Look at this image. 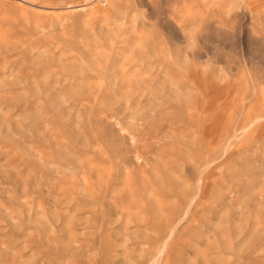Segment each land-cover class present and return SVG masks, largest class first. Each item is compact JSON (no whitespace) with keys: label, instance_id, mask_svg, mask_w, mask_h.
Wrapping results in <instances>:
<instances>
[{"label":"rangeland","instance_id":"374dc122","mask_svg":"<svg viewBox=\"0 0 264 264\" xmlns=\"http://www.w3.org/2000/svg\"><path fill=\"white\" fill-rule=\"evenodd\" d=\"M0 264H264V0H0Z\"/></svg>","mask_w":264,"mask_h":264},{"label":"bare ground","instance_id":"6f19581e","mask_svg":"<svg viewBox=\"0 0 264 264\" xmlns=\"http://www.w3.org/2000/svg\"><path fill=\"white\" fill-rule=\"evenodd\" d=\"M83 8V6L82 7H80L79 9H82ZM235 135V134H234ZM236 136H232V139L233 138H235ZM229 143V142H228ZM227 146V144L225 145V147ZM226 151V150H225Z\"/></svg>","mask_w":264,"mask_h":264}]
</instances>
